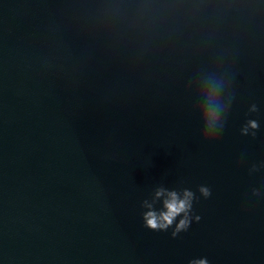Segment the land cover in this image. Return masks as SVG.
Masks as SVG:
<instances>
[{
    "label": "water",
    "instance_id": "1",
    "mask_svg": "<svg viewBox=\"0 0 264 264\" xmlns=\"http://www.w3.org/2000/svg\"><path fill=\"white\" fill-rule=\"evenodd\" d=\"M185 189L199 221L144 226ZM194 259L264 264V0H0V264Z\"/></svg>",
    "mask_w": 264,
    "mask_h": 264
},
{
    "label": "clouds",
    "instance_id": "2",
    "mask_svg": "<svg viewBox=\"0 0 264 264\" xmlns=\"http://www.w3.org/2000/svg\"><path fill=\"white\" fill-rule=\"evenodd\" d=\"M223 88L224 83L222 80L212 78L208 80L207 87L202 93L205 99V108L201 112V120L204 124L203 139L205 140L210 141L215 138L213 134L216 132V126L225 113V106L218 98ZM250 111H257L255 104L251 106ZM249 128L258 129V122L256 120H249L247 125L240 129L241 134H249ZM255 134V132L251 133L253 137ZM252 170L255 171V167ZM198 191L204 198L209 197L211 194L210 189L207 186H199ZM162 192L163 190H158L155 193L156 197L161 196ZM260 194L259 190L255 188L252 189L253 196H259ZM195 199L196 196L194 192L188 189L183 190L182 193L170 191L167 193V198L163 201V210L159 212L152 210V205L145 201L144 207L149 210L143 214L144 226L153 231H163L173 226L175 222V227L173 228L171 236L176 237L178 233L188 229L191 221L200 220V216L191 215L193 201ZM177 217H180L178 222H176ZM189 264H208V262L205 259H194L189 261Z\"/></svg>",
    "mask_w": 264,
    "mask_h": 264
}]
</instances>
